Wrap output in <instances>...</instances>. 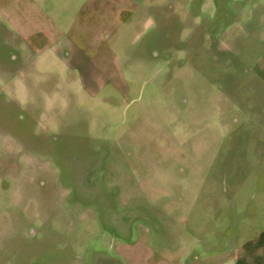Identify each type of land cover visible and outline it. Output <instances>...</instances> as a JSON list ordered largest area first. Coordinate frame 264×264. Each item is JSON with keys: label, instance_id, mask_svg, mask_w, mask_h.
<instances>
[{"label": "rangeland", "instance_id": "1", "mask_svg": "<svg viewBox=\"0 0 264 264\" xmlns=\"http://www.w3.org/2000/svg\"><path fill=\"white\" fill-rule=\"evenodd\" d=\"M264 228V0H0V264H219Z\"/></svg>", "mask_w": 264, "mask_h": 264}, {"label": "crops", "instance_id": "2", "mask_svg": "<svg viewBox=\"0 0 264 264\" xmlns=\"http://www.w3.org/2000/svg\"><path fill=\"white\" fill-rule=\"evenodd\" d=\"M246 240H240L232 249L222 253L219 264H264V228Z\"/></svg>", "mask_w": 264, "mask_h": 264}]
</instances>
